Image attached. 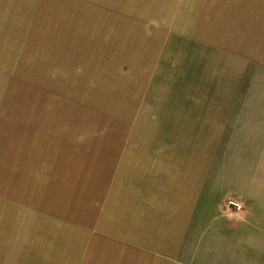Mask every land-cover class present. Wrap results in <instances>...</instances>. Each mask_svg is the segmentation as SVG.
<instances>
[{"label": "crops", "instance_id": "0c3cea01", "mask_svg": "<svg viewBox=\"0 0 264 264\" xmlns=\"http://www.w3.org/2000/svg\"><path fill=\"white\" fill-rule=\"evenodd\" d=\"M155 1L166 16L197 18L176 29L143 23L127 51L136 103L120 99V119L81 125L11 105L23 156L39 143L34 190L87 229L46 263L264 264V0ZM177 59L183 71L172 70ZM161 79L181 86L156 93ZM228 196L242 203L237 215L224 207ZM7 239L0 264L16 258Z\"/></svg>", "mask_w": 264, "mask_h": 264}, {"label": "rangeland", "instance_id": "374dc122", "mask_svg": "<svg viewBox=\"0 0 264 264\" xmlns=\"http://www.w3.org/2000/svg\"><path fill=\"white\" fill-rule=\"evenodd\" d=\"M158 3L0 0V167L7 173L0 175V239H11L5 243H13L12 253L17 259H12L13 264H47L52 250L71 247L75 233L79 231L83 237L82 232L86 235L87 229L86 225L67 222L72 218L63 213L56 214L51 209V199L42 198L38 189L34 190L33 185L39 186V175H34L40 164L39 143L31 144L30 158L23 156V144L14 141H22L24 134L22 127L10 122L9 114L16 113L11 105H30L43 120H75L81 125L85 121L99 125L106 119H120L119 100L123 99L128 108L136 103L132 79L136 67L127 51L136 34H143V23L152 25L154 18L162 24L159 26L176 29L197 18L166 16L156 7ZM152 13L157 14L151 16ZM182 34L175 33L177 38H172L181 48L178 38ZM122 43H126L125 48L120 50ZM183 60L177 59L172 70L183 71ZM206 67L210 70L214 66L207 62ZM168 68L166 65V72ZM155 86L156 93H166L181 83L161 79ZM129 115V119L135 118L134 108ZM39 126L31 127V132L39 133ZM34 135L38 136L33 134V140ZM26 167H30L31 175ZM5 218L11 219L9 228L3 222ZM12 232L15 235H10ZM80 241L79 246L83 247L84 242ZM19 258L23 262H18ZM51 263L56 264L55 260Z\"/></svg>", "mask_w": 264, "mask_h": 264}, {"label": "built area", "instance_id": "2783aa9c", "mask_svg": "<svg viewBox=\"0 0 264 264\" xmlns=\"http://www.w3.org/2000/svg\"><path fill=\"white\" fill-rule=\"evenodd\" d=\"M242 203L240 202L239 198H232L228 196L225 201V209L228 213L237 215L242 211Z\"/></svg>", "mask_w": 264, "mask_h": 264}]
</instances>
